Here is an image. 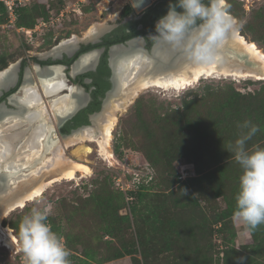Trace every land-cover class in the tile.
Returning a JSON list of instances; mask_svg holds the SVG:
<instances>
[{"label":"rangeland","instance_id":"obj_1","mask_svg":"<svg viewBox=\"0 0 264 264\" xmlns=\"http://www.w3.org/2000/svg\"><path fill=\"white\" fill-rule=\"evenodd\" d=\"M226 2L240 33L264 50V18L254 17L264 0ZM128 3L22 0L14 25L0 9V61L44 53L61 33L107 26L101 19L117 18ZM51 17L60 20L45 27ZM245 121L260 128L246 149L264 148V80L209 76L186 88L143 91L118 119L111 159L95 144L69 147L66 155L90 174L53 183L4 220L18 243L8 248L0 242V264H25L19 224L32 208L48 205V222L64 238L70 264H264V224L255 234L226 217L237 206L243 174L229 145ZM85 145L94 151L85 155ZM219 216L225 219L217 222Z\"/></svg>","mask_w":264,"mask_h":264},{"label":"bare ground","instance_id":"obj_2","mask_svg":"<svg viewBox=\"0 0 264 264\" xmlns=\"http://www.w3.org/2000/svg\"><path fill=\"white\" fill-rule=\"evenodd\" d=\"M233 27L236 28L233 37L227 34L219 49L220 59L207 66L194 64L183 51L173 50L162 41L153 54L142 49L141 40L131 41L127 49L115 47L112 50L115 90L100 113L93 116L92 125L76 131L67 141L60 137L55 139L54 133L60 120L80 105L84 91L68 83L63 66L42 68L35 65L32 73L28 71L22 93L11 98V104L18 106V111L3 114V107L0 108V183L3 186L0 192V242L8 248L18 243L12 229L3 225L12 211L40 197L53 183L74 180L79 173L82 176L90 174L87 165L66 155L69 147L79 143L95 144L101 157L107 160L113 157L110 142L118 119L143 91L186 88L209 76L264 80V50L240 33L236 21ZM106 29V25L95 23L84 32L83 38L74 36L64 40L49 54L72 52L78 43L95 40ZM227 44L245 51L249 60L262 65L261 71H242L239 61L234 63L224 54ZM96 56V51L82 56L72 66L71 74L75 76L91 66ZM13 75V68L0 73V86L7 84ZM83 151L88 155L94 150L85 145ZM27 182L31 185L23 188Z\"/></svg>","mask_w":264,"mask_h":264},{"label":"clouds","instance_id":"obj_3","mask_svg":"<svg viewBox=\"0 0 264 264\" xmlns=\"http://www.w3.org/2000/svg\"><path fill=\"white\" fill-rule=\"evenodd\" d=\"M228 8L226 0H175L157 21L156 35L149 38L183 51L194 64L212 65L220 59L219 49L235 24ZM239 127L240 137L229 145L243 169L233 219L253 231L264 224V148L246 149L247 141L260 131L258 125L245 121ZM50 212L51 205L34 207L19 224L18 238L25 264H70L64 238L48 222Z\"/></svg>","mask_w":264,"mask_h":264},{"label":"flooded vegetation","instance_id":"obj_4","mask_svg":"<svg viewBox=\"0 0 264 264\" xmlns=\"http://www.w3.org/2000/svg\"><path fill=\"white\" fill-rule=\"evenodd\" d=\"M167 1L169 3H175V0ZM163 3V1L159 2L142 13H137L132 8V13L123 16L126 6L130 5L129 2L117 13V18L114 19V21L110 20V16L106 20H104V18L101 19L107 22V29L95 40L81 41L72 52L62 51L59 54L50 55L49 53L55 50L56 47H59L62 41L70 40L74 36L83 38L84 31H79L78 34H75L77 32H67L65 35L61 33L52 39L53 42L50 44L51 48L44 52L45 55L47 54L50 57L42 63L32 57L35 55L40 57L42 56L40 54L44 53H30L31 55L20 58L15 62H3V60H1L0 67L3 66L4 63L7 65L0 69V73L8 71L12 65L19 64L17 71H13V77L9 79L8 83L6 82L7 84L2 85L0 91V108L3 107V114L18 111L19 107L13 103L11 104V98L22 93V86L23 83H25L26 74L28 71L32 73L35 65H39L42 68L63 66L65 67L64 76L68 83L78 87L81 91L83 90L84 94L83 92L82 94L85 96H83L80 102V104H84V107L60 124L58 128L59 136L64 139L63 136H71L76 131L91 126L93 116L100 113L108 99V94L114 90L116 86L115 65L111 57V51L117 46H122L127 49V47L129 48V43L134 40H141L143 50L152 49L157 40L153 41L149 37L156 35L155 25L159 18L166 15L168 10L169 4L164 5ZM61 17L62 20H64V12ZM57 20L60 19L51 17L48 23H45V27H54ZM94 51L97 52L94 63L76 76H73L71 74L72 66L78 62L82 56ZM98 106L99 108L97 109L96 107ZM79 113H81L80 116ZM85 119L86 122L81 123ZM2 180L3 179H1V181ZM1 186L0 183V188ZM1 191L2 190H0V192Z\"/></svg>","mask_w":264,"mask_h":264},{"label":"water","instance_id":"obj_5","mask_svg":"<svg viewBox=\"0 0 264 264\" xmlns=\"http://www.w3.org/2000/svg\"><path fill=\"white\" fill-rule=\"evenodd\" d=\"M162 1H166V0H129L130 2V5L132 6V8L134 9V11H136L137 13H142L144 12L145 10L151 8L152 6L156 5L157 3L159 2H162ZM235 27H233L229 32V36L230 37H233L234 35V32H235ZM160 44V40H157V42L154 44V46L152 47V49L150 50H145L148 54H153V51L154 49L156 48L157 45ZM229 45L227 44L225 49H224V54L230 58V60H232L234 63L239 61L241 63V66H239V68L242 70V71H246V70H249V71H257V72H260L261 71V68H262V65H260L257 61H251L248 59L249 55L243 51V50H239L237 49L236 47H228ZM50 56L49 55H46V56H40L38 57L37 55H35L34 57H32L33 59L35 60H38L39 62H43L45 60H47ZM111 57L113 59V54H112V51H111ZM237 57V58H236ZM19 67V64H16L14 65V67H10V69L13 68V71L16 72L17 69ZM8 70V71H9ZM7 72V71H6ZM76 76V75H75ZM1 88L0 87V91H1ZM115 90V88H114ZM112 90L109 94H108V97L113 93ZM70 92V91H69ZM135 101V100H134ZM133 101V103H134ZM106 103V102H105ZM84 107V104H80L74 111H72V113H70L68 116L62 118L59 122V124L57 125V132L55 131V135H54V138L55 139H58L60 136H59V132H58V128L60 126V124L63 123V121H65L66 119H68L69 117L75 115L81 108ZM65 139H68L70 138L71 136H63ZM3 186H1L0 190H3L2 189Z\"/></svg>","mask_w":264,"mask_h":264},{"label":"trees","instance_id":"obj_6","mask_svg":"<svg viewBox=\"0 0 264 264\" xmlns=\"http://www.w3.org/2000/svg\"><path fill=\"white\" fill-rule=\"evenodd\" d=\"M164 3V5H168L169 4V2L166 0V2L165 1H163ZM0 9L2 10V11H6V9H5V7H4V5L3 4H1L0 3ZM130 13H132V7L130 6V5H128V6H126V8H125V10H124V12H123V16H127V15H129ZM255 19H257V20H262L263 18H264V7L263 8H260L258 11H256L255 12ZM241 34L244 36L245 34H243V32H241ZM254 42V41H253ZM5 60L3 59V62H4ZM7 64H5L4 63V65L3 66H1L0 67V69L1 68H3V67H5ZM238 96H239V94H238ZM241 96V95H240ZM242 97V96H241ZM250 97H252V95H250ZM97 109L99 108V106L98 107H96ZM80 114L81 113H79V116H80ZM83 122H86V119L85 120H83L81 123H83ZM235 205H237V204H235ZM232 210V212H230L226 217L230 220L229 221V223H231L232 224V217H233V214H234V211L236 210V208H233V209H231ZM217 219V222H220V221H222L223 219H225L223 216H219V217H217L216 218ZM5 222V221H4ZM16 226V225H15ZM14 226V227H15ZM259 227V226H258ZM257 227V228H258ZM52 230L54 231V232H56L57 234H58V232H57V230L55 229V228H53L52 227ZM254 232H255V234H256V231L255 230H253ZM14 232H15V230H14ZM59 235V234H58ZM256 237H255V241H256ZM258 242L259 241H257L256 242V245L254 246V249L256 250L258 247H259V244H258ZM138 245H139V250L141 251V253H143V255H145L146 256V252H145V250H144V245H145V243L143 242V240L142 239H138ZM141 248H143V252H142V250H141ZM135 264H147L144 260L143 261H141V260H138V259H136V262H135Z\"/></svg>","mask_w":264,"mask_h":264},{"label":"built area","instance_id":"obj_7","mask_svg":"<svg viewBox=\"0 0 264 264\" xmlns=\"http://www.w3.org/2000/svg\"><path fill=\"white\" fill-rule=\"evenodd\" d=\"M0 3L4 5L9 17V22L15 24L17 18V7L21 5L22 0H0Z\"/></svg>","mask_w":264,"mask_h":264}]
</instances>
